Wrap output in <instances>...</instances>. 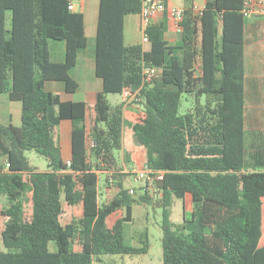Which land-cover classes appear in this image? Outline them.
I'll return each instance as SVG.
<instances>
[{"label":"trees","instance_id":"obj_1","mask_svg":"<svg viewBox=\"0 0 264 264\" xmlns=\"http://www.w3.org/2000/svg\"><path fill=\"white\" fill-rule=\"evenodd\" d=\"M70 3L0 0V94L21 104L20 125L0 122V152L10 163L0 162V264H95L103 255L147 253L149 244L134 245L131 219H110L135 202L162 208L163 264H264V169L249 170L246 152L247 137H260L254 149L264 137V14L245 13L244 0H190V9L201 8L199 30H189L186 16L182 40L169 43L166 6L146 28L148 44L128 45L125 17L140 14L142 1L99 0L95 73L103 89L93 100H63L46 85L62 82L75 94L71 71L88 46L85 15ZM50 40L65 42L64 61H52ZM148 66L161 74L141 87ZM125 89L144 99L135 121L108 99ZM183 94L219 97L182 114ZM54 107L72 122L69 142L57 143ZM32 150L49 170L30 165ZM122 150L136 155L137 174L124 170ZM140 173L145 184L129 185ZM52 174L69 223L49 190ZM187 194L192 211L179 229L170 206Z\"/></svg>","mask_w":264,"mask_h":264},{"label":"crops","instance_id":"obj_2","mask_svg":"<svg viewBox=\"0 0 264 264\" xmlns=\"http://www.w3.org/2000/svg\"><path fill=\"white\" fill-rule=\"evenodd\" d=\"M166 6H182L188 7L190 0H182L181 4L175 5L171 0H162ZM75 10L82 11L85 15V29L88 37V46L79 52L77 65L72 69L71 74L79 82V88L76 94H70L65 91L63 83L60 82H48L50 85L49 91H57L61 93L63 100H93L96 94L103 89L102 79L99 78L95 73V58H96V39H97V28H98V17H99V0H80V3H75L73 1ZM189 28L196 24V28L199 30V19L196 11L189 8L187 18H186ZM8 25L10 23L8 22ZM125 42L128 45L132 44H143L146 46L147 39L146 34L140 26V15L139 14H129L125 17ZM165 39L171 43L176 44L180 42L183 38L182 33L176 32L172 27L164 34ZM90 40H92V48H89ZM50 53L51 59L54 62H62L65 59L66 45L63 41L50 40ZM161 73V70H160ZM46 85V87H47ZM77 96H84L85 99H79ZM121 101L123 103L124 117L127 120H137L132 119L131 116L135 114V106L126 102L123 95H121ZM16 101H10L8 95L4 96L0 94V122L7 124L13 123L15 125L21 124V104ZM143 113V112H142ZM53 119L57 127V143H66L72 139L73 126L70 120H60L58 118L57 108L53 109ZM262 146L258 149H254L253 146L250 148L246 145L247 152V162L251 165L249 170H252L256 166V156L262 155ZM126 150H122L119 154L120 161L125 171H129L128 166L131 171L137 172L135 167L137 166V157L134 153L127 152L128 156L125 155ZM2 154L0 161H5V155ZM127 158V159H126ZM132 167V168H131ZM141 175V174H140ZM57 177V186L51 185V178ZM49 190L53 194L61 195L63 192L59 184V175L52 174L49 179ZM65 200V199H64ZM68 213V220L65 223L71 221V210L64 202L63 212ZM118 211V210H117ZM116 211V212H117ZM119 213V212H118ZM120 217V216H119ZM63 222V221H62ZM64 223V222H63Z\"/></svg>","mask_w":264,"mask_h":264},{"label":"rangeland","instance_id":"obj_3","mask_svg":"<svg viewBox=\"0 0 264 264\" xmlns=\"http://www.w3.org/2000/svg\"><path fill=\"white\" fill-rule=\"evenodd\" d=\"M75 3H80V0H73ZM175 5L181 4L182 0H171ZM212 3L214 0H207ZM191 30V27L190 29ZM89 48H92V40H90ZM199 64L197 68L199 69ZM199 71V70H198ZM62 83V82H60ZM50 85H47L49 89ZM76 94V93H75ZM4 96L7 94L4 93ZM79 99H85L84 96H77ZM219 97V96H218ZM215 95H204L203 97L196 98L193 95L183 94L181 97L180 113H186L190 109L196 106L209 105L213 106L218 100ZM121 94H109L108 99L117 104L121 101ZM17 104H19L17 102ZM135 106L136 112L131 116L132 119H137L143 115V103L142 101L137 103H131ZM260 143L259 138H252V136L247 137V146H253L255 143ZM262 155L259 157V162L256 163V168L264 169V137H262ZM127 152L132 153V151L126 150L125 155L128 156ZM29 163L32 167L39 171L49 170L47 159L39 154L37 151L32 150L27 152ZM2 158V154H0ZM127 159V158H126ZM3 162V161H0ZM129 171H131L128 166ZM132 168V167H131ZM255 168V167H253ZM137 170L138 168L135 167ZM134 173V172H133ZM137 174V172H136ZM141 174V175H140ZM138 178L135 176L130 177L129 185L132 187L140 188L146 182V175L140 173ZM57 177L51 178V185L57 186ZM139 191H134V195L138 197ZM61 202L64 204V193L60 195ZM173 204L170 206L171 210V220L176 224V227L183 229L184 221L186 217H190L192 211V197L191 194H187L185 197L174 196ZM119 212V213H118ZM118 216L128 217L133 223L134 231V245L136 247H142L145 244H149V249L147 253L140 254H109L101 256V261L95 264H163V232H162V208L152 207L144 204H139L137 202L131 208H121L111 216V220L117 218ZM68 213L63 212L62 221L65 223L68 220Z\"/></svg>","mask_w":264,"mask_h":264},{"label":"built area","instance_id":"obj_4","mask_svg":"<svg viewBox=\"0 0 264 264\" xmlns=\"http://www.w3.org/2000/svg\"><path fill=\"white\" fill-rule=\"evenodd\" d=\"M142 8L140 12V26L143 31H146L147 26L153 21L155 18H158L165 14L166 5L162 0H141ZM70 9H74V4L70 3ZM189 7L182 6H172L170 9L171 12V27L178 33L183 32V21L187 16ZM192 9L197 13L201 12V8L198 5H192ZM244 12L248 14H264V0H244ZM160 69L157 67L148 66L144 70V79L143 87L146 83L152 82L156 77L160 75ZM141 89V88H140ZM130 91L124 90L122 95L124 96L127 103H137L140 101H144L141 90ZM68 165H71V162H68ZM5 167L9 168L10 163L6 160ZM150 173H154L152 170H149ZM162 177V176H161ZM149 180H152L149 177Z\"/></svg>","mask_w":264,"mask_h":264}]
</instances>
